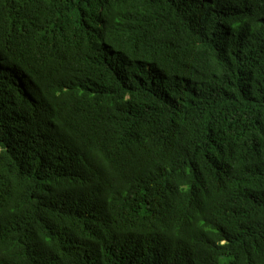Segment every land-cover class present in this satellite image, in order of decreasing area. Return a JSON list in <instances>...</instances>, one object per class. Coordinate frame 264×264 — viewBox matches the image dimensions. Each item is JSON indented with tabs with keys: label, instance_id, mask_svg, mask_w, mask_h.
Masks as SVG:
<instances>
[{
	"label": "trees",
	"instance_id": "obj_1",
	"mask_svg": "<svg viewBox=\"0 0 264 264\" xmlns=\"http://www.w3.org/2000/svg\"><path fill=\"white\" fill-rule=\"evenodd\" d=\"M0 264H264V0H0Z\"/></svg>",
	"mask_w": 264,
	"mask_h": 264
}]
</instances>
